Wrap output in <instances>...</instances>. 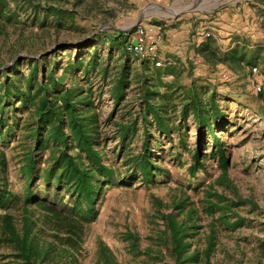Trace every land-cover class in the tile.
<instances>
[{
  "label": "rangeland",
  "instance_id": "rangeland-1",
  "mask_svg": "<svg viewBox=\"0 0 264 264\" xmlns=\"http://www.w3.org/2000/svg\"><path fill=\"white\" fill-rule=\"evenodd\" d=\"M34 1L40 6L8 0L13 18L0 24V70L20 60L19 72L26 77L29 66L23 58L43 60L55 53L47 65L55 59L60 68L57 77L68 69L64 87L77 86L87 92L97 115V148L104 163L115 170L118 184L100 195L97 217L86 226L76 253L77 264H264V99L254 93L251 83L252 68L257 70L256 78H264V0ZM48 4L69 14L52 15L43 8ZM142 11L147 13L142 26L159 18H181L183 22L185 30L166 41V54H158L170 63L160 67L161 71L108 41L114 31L132 26ZM95 36L90 47L77 48ZM207 42V53L215 52L221 58L240 49L242 60L228 58V65L213 66L197 51ZM124 68L126 84L117 103L115 89ZM147 89L154 97L145 99ZM192 90L209 113L211 110L214 116L217 112L214 136L226 159L225 168L215 153V139L203 131L198 141L192 111L182 117ZM160 105L168 109L162 113L169 118L170 138L159 133L152 121L150 107ZM143 116L151 120L147 126L152 125L147 145H143ZM135 120L136 128L121 130ZM26 123L31 120L23 116L14 135L0 139L8 159L7 180L18 197L25 188L20 173L23 145L30 146L22 137L29 131ZM145 146L155 164L168 172L152 186L134 176L133 161ZM195 150L204 167L189 177ZM211 193L222 196L223 204L239 202L232 213L244 219L241 227L227 231L207 215L204 208ZM183 198L196 211L199 229L187 239L188 253L197 255L195 262L173 257L162 217L170 211L163 209L161 214L156 204V200L169 205ZM35 218L40 219L38 228L42 230L34 232L44 241L51 240L38 212ZM212 230L213 245L206 255ZM7 254L9 250L0 247V264H10Z\"/></svg>",
  "mask_w": 264,
  "mask_h": 264
},
{
  "label": "trees",
  "instance_id": "trees-1",
  "mask_svg": "<svg viewBox=\"0 0 264 264\" xmlns=\"http://www.w3.org/2000/svg\"><path fill=\"white\" fill-rule=\"evenodd\" d=\"M25 1L32 6H40L34 0ZM43 8L56 16L69 14L68 11L49 4ZM12 18L8 0H0V24L10 22ZM132 32L114 31L108 41L124 50L126 37ZM94 38L96 36L77 48L90 47ZM208 46L209 42L202 44L197 51L213 66L217 63L228 65L225 61L228 58L233 62L242 60L243 52L240 49H235L229 57L217 58L215 52L207 53ZM54 55L55 53L43 60L23 58L29 66L26 77L19 72L22 63L20 60L0 70V139L5 140L6 135H14L15 127L23 116L27 117V121L31 120V124L26 123L28 133L22 136L30 141V146L23 145L25 152L20 161V173L25 182L21 197L14 195L10 189L7 180L8 159L5 151L0 148V210L3 212L0 215V247L9 250L5 258L11 259L10 264H77L76 253L83 242L86 226L97 217L100 195L106 188L118 185L115 170L104 163L103 155L97 148V115L93 112V104L82 88L64 87L68 69H64V74L57 77L60 68L56 65V60L50 66L47 65L48 59ZM156 70L159 71L160 68L156 67ZM126 75L127 69L124 68L115 89L117 103L123 97ZM146 91L145 99L154 97L149 89ZM195 94L194 90L190 91V101L184 105L182 117L184 119L185 114L192 111L199 131L198 141L202 139L203 131L215 139L214 116L217 112L214 116L211 110L209 113L206 105ZM209 99L212 108L214 98L211 95ZM167 110L164 105L159 108L150 107L156 129L170 138L169 118L162 113ZM150 121V118L143 116V145H147L150 139L149 128L152 125L147 126ZM137 122L133 121L126 128L122 126L121 130L136 128ZM124 138L125 136L121 141ZM144 149L133 161L134 176L138 175L146 186H152L156 179L162 175L167 176L168 172L155 164L146 146ZM214 149L219 156L220 166L225 168L226 159L216 139ZM197 150L192 155L193 163L187 170L189 177H195L204 167L203 158L199 157ZM209 198L204 210L214 222H218L227 231H234L243 225L244 219L232 213V208L239 204L238 201L223 204L224 198L216 193L209 194ZM186 200L187 198H183L169 205H162L161 201L156 200V204L161 214L163 209L170 211L162 217L164 236L168 237L167 245L173 257L176 260L195 262L197 255L188 253L187 239L199 228L196 211ZM35 212L42 218L43 230L48 229L51 233V240L44 241L34 232L42 230L38 228L40 219L35 218ZM213 239L212 230L208 238V248L205 250L206 255L213 245ZM100 250L102 254L105 252L103 247Z\"/></svg>",
  "mask_w": 264,
  "mask_h": 264
},
{
  "label": "built area",
  "instance_id": "built-area-1",
  "mask_svg": "<svg viewBox=\"0 0 264 264\" xmlns=\"http://www.w3.org/2000/svg\"><path fill=\"white\" fill-rule=\"evenodd\" d=\"M157 32L154 27L138 25L133 29L131 36L127 38L124 51L139 61L151 63L157 68L169 65V62H165L158 55L163 38ZM256 75V68H252V89L256 95L264 99V78H256Z\"/></svg>",
  "mask_w": 264,
  "mask_h": 264
},
{
  "label": "crops",
  "instance_id": "crops-1",
  "mask_svg": "<svg viewBox=\"0 0 264 264\" xmlns=\"http://www.w3.org/2000/svg\"><path fill=\"white\" fill-rule=\"evenodd\" d=\"M147 26L154 27L158 31L157 33L160 34L163 38V41L159 47V55L167 53L166 51H167L168 44H166V41H169V38H174V36L177 33H180L181 30L184 29L181 18H176L175 20H171V21L159 18V19H155L152 22H150L149 24H147ZM131 34L132 33L127 35L126 38L131 36ZM170 45L174 46V44H170ZM163 51H165L166 53Z\"/></svg>",
  "mask_w": 264,
  "mask_h": 264
},
{
  "label": "water",
  "instance_id": "water-1",
  "mask_svg": "<svg viewBox=\"0 0 264 264\" xmlns=\"http://www.w3.org/2000/svg\"><path fill=\"white\" fill-rule=\"evenodd\" d=\"M148 12L152 13L151 10H148ZM147 13L146 11H142L141 13H139L137 19L135 20V22L133 23L132 26L128 27V28H122V29H118L120 32H126V31H132L134 28H136L141 22L142 20L146 17ZM157 15V14H156Z\"/></svg>",
  "mask_w": 264,
  "mask_h": 264
}]
</instances>
